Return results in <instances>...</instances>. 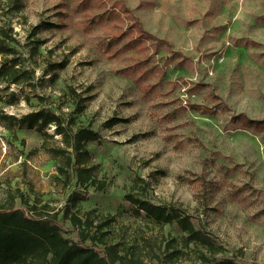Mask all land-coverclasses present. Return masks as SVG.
<instances>
[{
	"label": "rangeland",
	"instance_id": "obj_1",
	"mask_svg": "<svg viewBox=\"0 0 264 264\" xmlns=\"http://www.w3.org/2000/svg\"><path fill=\"white\" fill-rule=\"evenodd\" d=\"M20 2L0 0L9 47L0 62L28 75L0 80V204L19 190L61 219L65 204L92 211L94 225L112 215L103 237L119 252L146 264H210L199 257L205 247H184L175 223L136 212L132 194L181 209L218 255L264 264V0ZM118 2L175 52L131 45V12ZM38 109L58 114L68 132H97L85 143L93 183L79 184L50 151L64 147L54 123L41 132L2 116ZM14 205L24 207L18 197ZM174 248L182 251L169 256Z\"/></svg>",
	"mask_w": 264,
	"mask_h": 264
},
{
	"label": "trees",
	"instance_id": "obj_2",
	"mask_svg": "<svg viewBox=\"0 0 264 264\" xmlns=\"http://www.w3.org/2000/svg\"><path fill=\"white\" fill-rule=\"evenodd\" d=\"M5 1L15 9L21 6L20 0ZM118 5L126 14L131 12L123 2H118ZM124 7L128 8V11ZM129 20L131 30L137 32L130 41L131 45L135 46L139 42L150 40L155 50L163 46L170 53L175 52L167 41L143 29L132 12ZM8 48V43L0 36V54L4 56ZM27 76L24 71H19L14 60L2 59L0 62V80L20 82ZM2 116L41 132H45L43 130L47 124L54 123L55 133L61 135L64 147H52L50 151L61 156L64 164L74 170L79 184L85 186L96 180L93 166L87 165L89 152L85 143L98 138L97 132L89 127H79L75 131L68 132L62 125L61 117L46 109L31 111L20 117L7 114ZM243 120L248 125L263 123L261 120L249 119L245 116ZM63 170L65 169L60 167V171ZM17 192H9L6 203L0 204V264H146L138 255L119 252L116 244L107 242L103 237L106 231L102 228L110 223L113 219L112 215L94 225L95 217L92 211L80 214L71 209L69 204H65L61 219L57 211L50 212L45 205L37 207L35 204H29L23 199L22 193L19 190ZM17 197L24 207L14 205ZM79 198L77 192H72V203ZM126 198L135 204L136 212H143L153 221L163 225L175 223L185 234L184 247L189 248L190 245L205 247L208 252L199 253L202 260L210 264H246L237 261L234 257L218 255L222 247L201 229L195 227L189 215L182 213L181 209L154 204L132 194L126 195ZM64 218L70 222V229L74 230L76 240H71L63 234ZM93 226L95 230L92 232ZM181 251L182 249L174 248L169 256L178 255Z\"/></svg>",
	"mask_w": 264,
	"mask_h": 264
}]
</instances>
